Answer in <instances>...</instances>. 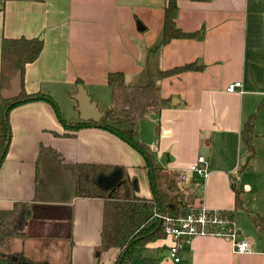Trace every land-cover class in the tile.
<instances>
[{"label": "crops", "instance_id": "0c3cea01", "mask_svg": "<svg viewBox=\"0 0 264 264\" xmlns=\"http://www.w3.org/2000/svg\"><path fill=\"white\" fill-rule=\"evenodd\" d=\"M166 1L0 0V43L43 42L38 58L24 69L20 89L50 96L64 122L44 101L9 112L0 213L10 216L0 224L15 222V232L13 223L6 227L11 253L42 264H115L121 251L115 242L117 203L77 196V165L118 167L120 177L135 180L136 195L146 199L141 201L157 199L139 153L94 125L75 129L81 122L72 99L77 86L103 115L109 106L100 107V97L111 91L107 74L122 73L127 85L153 82L163 103L159 113L122 130L149 148L154 164L186 176L178 187L185 199L193 197L191 209L226 212L236 240L251 246L250 252L236 253L227 238L198 235L175 263L167 256L171 239L154 237L124 264H264V234L251 221V216L264 220V0H178L175 27L197 35L156 49ZM188 64L202 68L160 76ZM233 82H241V89L229 93ZM253 114L255 153L239 174L249 158L241 134ZM198 156L204 157L207 177L189 171ZM235 191L241 210L234 207Z\"/></svg>", "mask_w": 264, "mask_h": 264}, {"label": "trees", "instance_id": "16d2710c", "mask_svg": "<svg viewBox=\"0 0 264 264\" xmlns=\"http://www.w3.org/2000/svg\"><path fill=\"white\" fill-rule=\"evenodd\" d=\"M5 1L8 0H3V4ZM177 1H166L163 12L161 39L156 49L167 44L172 39H189L197 35L195 33H184L175 27L173 14L177 9ZM42 47L43 42L38 38H2L0 43V91L9 87L10 81L18 71L21 72L22 76L26 65L33 63L38 58ZM201 68V66L196 64H188L169 72H162L160 76L166 77L185 71H199ZM106 82L111 90L110 105L96 127L115 135L142 156L145 166L147 169H150L148 170L149 180L157 199L152 198L149 201L134 199L132 196L133 191L129 186L130 183L124 178L115 188L110 189V191H104L98 186L97 178L99 176H107L120 168L88 164H80L74 167L77 179L76 195L79 197L105 198L117 203L113 204L115 234L118 233V236L116 235L118 240L115 239V242L119 243L121 251L115 264H124V262L131 260V254L140 245H144L154 237L160 238L165 236L163 231L164 221H160L159 223L158 219L152 220L154 217L162 214L170 218H177L191 210L192 207L188 206V204L192 200L190 196H187L185 199L181 192H179L178 182L180 178H178V175L166 172L163 168L154 164V156L149 148L143 142L134 139L133 136H128L121 127L122 125H131L145 114L159 113L163 103L158 97L157 86L152 82L141 87L127 85L125 83V76L122 73L107 74ZM36 101L49 103L59 122L64 123L59 109L48 95L38 93L27 94L23 87L20 95L15 99L6 100L0 95V156L10 135H8L9 112L15 107ZM254 118L255 114L243 126L241 140L249 152V158L240 169L239 174L248 168L249 162L255 153L253 148ZM91 125L93 123L80 122L75 125V129L86 128ZM6 153L7 148L5 149L4 156L0 159V164ZM132 189L135 190L134 184H132ZM234 207L236 210L242 209L240 193L237 191H235ZM8 216L10 215L0 213V218ZM228 218L232 222L230 215ZM251 221L257 230L264 234V220L259 216H251ZM8 233L6 228L2 229L0 241ZM0 264L14 263L10 259H6L5 261L0 260Z\"/></svg>", "mask_w": 264, "mask_h": 264}, {"label": "built area", "instance_id": "2783aa9c", "mask_svg": "<svg viewBox=\"0 0 264 264\" xmlns=\"http://www.w3.org/2000/svg\"><path fill=\"white\" fill-rule=\"evenodd\" d=\"M241 89V82L230 83L226 87L229 93L237 92ZM190 172L207 177L208 169L203 156H198L196 162L190 166ZM181 181L186 180V176H181ZM160 221H164V234L171 239L168 246L167 256L173 262H179V253L190 243L191 239L198 235H214L231 240L236 253H247L251 251V246L245 240H236L232 222L229 215L221 210H207L198 207L185 212L177 218H170L159 214Z\"/></svg>", "mask_w": 264, "mask_h": 264}, {"label": "water", "instance_id": "95a60500", "mask_svg": "<svg viewBox=\"0 0 264 264\" xmlns=\"http://www.w3.org/2000/svg\"><path fill=\"white\" fill-rule=\"evenodd\" d=\"M20 86H21V72L18 71L14 78L10 81L9 87L10 89L4 88L0 91V95L3 99L6 100H12L17 98L20 95ZM72 99L77 104V112L79 113V120L81 122H89L93 123V125L96 127L97 124L100 122L102 118L101 112L97 108V104L95 101L91 99L90 96L87 95L86 90L81 86L78 85L76 88V93L72 96ZM128 136H132L131 133L125 132ZM9 135V131H8ZM9 143V136L8 140L6 141L4 145V149L1 153L0 159L4 156L5 149L7 148ZM161 164H165L163 160H161ZM120 178V172L118 170H115L110 176L108 177H101L100 180L108 185H116L118 183V180ZM131 178H129L130 180ZM136 191H133L134 198L146 200L145 198L138 197ZM23 259L21 260L20 264H39V263H33L31 260H29L27 257H24V255H21ZM14 261L16 258L13 259Z\"/></svg>", "mask_w": 264, "mask_h": 264}, {"label": "flooded vegetation", "instance_id": "af4514ba", "mask_svg": "<svg viewBox=\"0 0 264 264\" xmlns=\"http://www.w3.org/2000/svg\"><path fill=\"white\" fill-rule=\"evenodd\" d=\"M8 147V146H7ZM113 173V172H112ZM111 173V174H112ZM111 174H109V175H107V176H99L98 178H97V184H98V186L100 187V188H102L104 191H110V189H113V188H115L116 186H118L121 182H122V179L124 178L125 180H128V183H130V188H131V190L132 191H138L137 189V187H136V183H135V180H133L132 178V180L130 179L129 180V178L127 177V175L126 174H121V177L119 178V180H118V183L116 184V185H108V184H105V183H103L101 180H100V178L101 177H108V176H110ZM75 179H76V175H75ZM76 183H77V179H76ZM132 184H134L135 185V190H133L132 189ZM132 194H133V192H132ZM133 196V198H134V196L135 195H132ZM135 199V198H134ZM13 223V222H12ZM12 223H9V222H6V221H3V222H1V224L0 225H2L4 228L3 229H5L6 227L7 228H9L10 227V225L12 224ZM6 225V226H5ZM12 227H14L13 229H11V232H15L16 231V226H15V222L12 224ZM14 258H16V260L14 261L13 259ZM6 259H10L14 264H20V262H21V260L23 259V257L20 255V256H18L17 254H13V253H11L10 252V246H9V240H6V238L5 237H2L1 238V241H0V260H3V261H5ZM39 264H42V263H39Z\"/></svg>", "mask_w": 264, "mask_h": 264}, {"label": "rangeland", "instance_id": "374dc122", "mask_svg": "<svg viewBox=\"0 0 264 264\" xmlns=\"http://www.w3.org/2000/svg\"><path fill=\"white\" fill-rule=\"evenodd\" d=\"M2 8V7H1ZM151 82V81H150ZM149 83V82H148ZM153 83V82H152ZM146 85V84H145ZM67 104V105H66ZM66 104L64 103L63 105L65 106V107H67L68 106V109H69V111L71 112V109L69 108V105H70V103H67L66 102ZM110 105V93L109 92H106V94L104 95V96H102V97H100V104H99V106L100 107H108ZM103 109V108H102ZM66 110V109H65ZM134 139H137L135 136L133 137ZM254 146V145H253ZM254 149H255V147H254ZM182 186H180V189H179V192H184V190H182ZM191 199H193V197H191ZM139 205V204H138ZM188 205H191L190 204V201H189V204ZM159 220V223H160V219H159V216L157 215L156 217H154L152 220Z\"/></svg>", "mask_w": 264, "mask_h": 264}]
</instances>
